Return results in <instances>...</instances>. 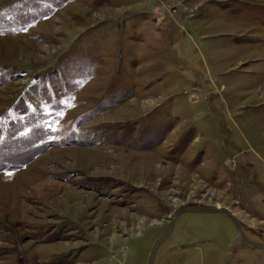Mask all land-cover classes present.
<instances>
[{
	"label": "rangeland",
	"instance_id": "obj_1",
	"mask_svg": "<svg viewBox=\"0 0 264 264\" xmlns=\"http://www.w3.org/2000/svg\"><path fill=\"white\" fill-rule=\"evenodd\" d=\"M264 264V0H0V264Z\"/></svg>",
	"mask_w": 264,
	"mask_h": 264
},
{
	"label": "water",
	"instance_id": "obj_2",
	"mask_svg": "<svg viewBox=\"0 0 264 264\" xmlns=\"http://www.w3.org/2000/svg\"><path fill=\"white\" fill-rule=\"evenodd\" d=\"M186 211H198V212H208V213H218V212H224L226 214H228L229 216H231L235 223L237 224L238 226V229H239V232L240 234L245 238V234H244V231L242 229V225L239 221V219L237 218V216L232 212L230 211L228 208L226 207H205V206H201V205H185V206H182V207H179L177 208L172 216H171V219H170V223H169V227L167 228L166 232L155 242L153 248H152V251L150 253V258H149V262L148 264H154L155 262V255H156V251L159 247V245L169 236V234L171 233L173 227H174V224H175V221L178 217V215L182 212H186ZM247 241H249L250 243H252L253 245H256L258 247H263L264 248V244H261V243H256V242H253L252 240L246 238Z\"/></svg>",
	"mask_w": 264,
	"mask_h": 264
}]
</instances>
